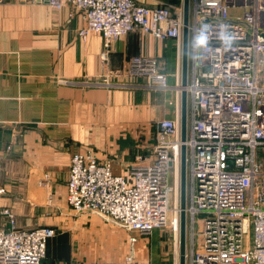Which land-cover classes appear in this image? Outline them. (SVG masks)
Returning a JSON list of instances; mask_svg holds the SVG:
<instances>
[{"label": "built area", "instance_id": "built-area-1", "mask_svg": "<svg viewBox=\"0 0 264 264\" xmlns=\"http://www.w3.org/2000/svg\"><path fill=\"white\" fill-rule=\"evenodd\" d=\"M38 1L59 10L68 5L83 10L86 24L79 35L86 38L90 32L100 33L103 58L114 41L136 32L174 39L183 46L184 9L173 3ZM238 8L243 13L232 16L231 11ZM201 29L210 37L205 49L194 43ZM188 30L191 76L185 87L186 140H182L179 118L159 120L152 155L137 156L127 175L116 173L113 160L99 157L91 148L75 151L67 201L76 211L98 213L118 223L130 232L132 244L137 241L136 233H151L163 226H169L179 239L181 150L185 144L191 237L186 264H264V170L258 161V151L264 146V85L259 84L264 73V3L190 0ZM223 30L234 37L231 47L219 41ZM130 65L132 72L149 76V87H172L168 74L157 70L156 60L133 57ZM176 89L179 94L183 87L177 84ZM0 212L9 222L8 227H0V264H45L48 240L56 230L50 226L20 229L10 208ZM116 264L138 263L129 255ZM173 264H180L179 260Z\"/></svg>", "mask_w": 264, "mask_h": 264}, {"label": "crops", "instance_id": "crops-1", "mask_svg": "<svg viewBox=\"0 0 264 264\" xmlns=\"http://www.w3.org/2000/svg\"><path fill=\"white\" fill-rule=\"evenodd\" d=\"M137 1H163L184 9L183 0ZM85 24L84 11L70 5L59 10L45 1L0 0V188L5 191L0 193V210L10 208L20 229L50 226L59 234L77 228L81 221L67 202L75 151L95 144L103 152L101 145L118 141L119 147V137L134 142L141 136L143 144L138 145L145 149L150 124L155 123L157 133L159 120L181 121L182 91L178 94L176 85L182 81V57L181 67H174V83L168 74L172 89L165 94L89 85L119 77L134 44L139 53L152 56L161 53V42L174 39L148 34L135 42L127 34L112 43L109 60H103L102 35L79 36ZM129 149L121 150L131 160H113L116 173L127 175L141 154L132 156ZM100 152L101 158L108 157ZM8 226L0 212V227ZM56 245L48 240L45 264H63Z\"/></svg>", "mask_w": 264, "mask_h": 264}, {"label": "rangeland", "instance_id": "rangeland-1", "mask_svg": "<svg viewBox=\"0 0 264 264\" xmlns=\"http://www.w3.org/2000/svg\"><path fill=\"white\" fill-rule=\"evenodd\" d=\"M261 1L264 3V0ZM242 13V8L231 11L232 16H238ZM142 36L149 37L150 35H148V33L136 32L130 33L126 37H135L136 42L137 40L141 41ZM116 41H114L113 43H115ZM110 47L108 48L107 56L105 58L102 57L103 60L106 58L107 60H109L108 55ZM137 47L138 43L134 44L131 47V50L129 51L126 59L127 62L125 66L118 71L119 77H115L109 80H106L103 77L93 83H90L89 85L104 87L109 90L123 89L129 92L139 90L150 93L158 92L161 94H165L166 91L163 89H155L148 86L149 76L147 74H136L132 72L130 60L133 57H150L156 60L157 70L159 72L169 74L170 78H172L171 82H173L175 79L174 67H176V65L177 69L178 67H181L182 46H179V44L174 40L163 41L160 45L161 53L153 54L152 56L147 55L146 53H139L136 50ZM190 74L191 70L189 66L188 80H190ZM61 81L71 82L73 80L61 79ZM259 84L264 85L263 72L261 73V80L259 81ZM149 132H151V138L149 139L148 143L149 147L147 148V145L146 147H144L145 149H141L142 146L138 145V143L143 144V141L140 140L142 137L141 135L140 139L134 142L133 140L131 142L126 140L123 141L122 138L119 137V147L117 146L118 141H115L113 144L108 142L109 144H106V146L101 145L100 148L101 150H103V152H100L98 150L99 147H97L95 144H92L94 147L88 146L85 148L93 149L99 157L101 156L98 154V152L104 154L103 156H108L105 158L115 160L117 161V163L122 164L123 160H131L128 159V154L122 155L123 152L121 149L126 146L130 148V155L132 154V156L133 154H135V152H141V154H137V156L142 157V153L146 154L148 153V151L150 153L154 151V145L156 143L155 123L150 124ZM95 148L98 150V152L95 150ZM123 156L125 158H123ZM258 161L262 169L264 170V146H262L258 151ZM72 210L74 212V215H76L75 220L81 221L79 222L77 228L74 230L59 232V234L56 230V234L50 238L54 245L57 244L54 247L57 253L56 257L62 259L63 264H68L71 260L81 261L83 263L98 260L116 264L118 262H121L129 255L134 256V259L138 264H148L149 262H154L156 264H173V262L177 259L180 263V236L178 239L175 232L169 226L155 228L151 233L147 234L136 233L137 235H135L137 236V241L132 244L129 240L130 232L120 226L118 223L109 220L105 216H102L98 213L81 212L76 211L73 208ZM199 226L200 223L198 224V231H200ZM197 242L198 244L200 243V237H198ZM190 248L191 237L189 227H187V251Z\"/></svg>", "mask_w": 264, "mask_h": 264}, {"label": "water", "instance_id": "water-1", "mask_svg": "<svg viewBox=\"0 0 264 264\" xmlns=\"http://www.w3.org/2000/svg\"><path fill=\"white\" fill-rule=\"evenodd\" d=\"M184 6V29H183V46H182V81L183 87L181 95V136L185 141L187 138V114H188V100L187 91L184 87L188 84V71H189V15H190V0H183ZM181 218H180V264H186V251H187V162H186V145L183 144L181 150Z\"/></svg>", "mask_w": 264, "mask_h": 264}, {"label": "clouds", "instance_id": "clouds-1", "mask_svg": "<svg viewBox=\"0 0 264 264\" xmlns=\"http://www.w3.org/2000/svg\"><path fill=\"white\" fill-rule=\"evenodd\" d=\"M218 38L221 45L224 47H231L233 44L234 37L226 30L221 31ZM194 43L196 47L205 49L209 46L210 37L201 29L194 36Z\"/></svg>", "mask_w": 264, "mask_h": 264}]
</instances>
